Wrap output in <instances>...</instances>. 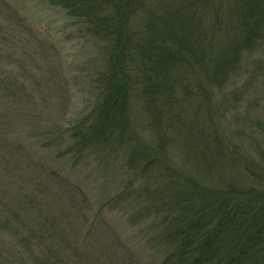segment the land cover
<instances>
[{"label": "trees", "instance_id": "obj_1", "mask_svg": "<svg viewBox=\"0 0 264 264\" xmlns=\"http://www.w3.org/2000/svg\"><path fill=\"white\" fill-rule=\"evenodd\" d=\"M43 1L76 25L86 66L75 108L35 144L121 177L80 239L50 187L1 194L24 251L0 264H140L126 232L154 264H264V126L239 108L264 86V0ZM113 208L128 231L108 226Z\"/></svg>", "mask_w": 264, "mask_h": 264}, {"label": "rangeland", "instance_id": "obj_2", "mask_svg": "<svg viewBox=\"0 0 264 264\" xmlns=\"http://www.w3.org/2000/svg\"><path fill=\"white\" fill-rule=\"evenodd\" d=\"M83 45L76 25L63 10L43 0H0V195L16 202L26 191L40 190L38 184L50 187L48 200L61 197V210L79 239L102 199L116 189L121 177L118 166L105 161L98 167L102 158L97 161L92 156L68 165L65 157L54 159L51 152L39 148L32 133L59 129L64 115L75 108L86 66L81 59ZM8 87L18 88L14 97L4 95ZM246 98L252 101L241 99L239 108L249 105L252 117L256 116L254 124L261 121L264 126V86L258 84ZM75 189L78 193H73ZM72 199L79 202L74 208ZM113 210L109 217L104 214L108 226L119 233L128 231L117 208ZM126 233L124 238L140 264H154L145 252H137L132 234ZM14 246L22 248L18 237L0 226V259H18ZM22 258L30 260L26 253Z\"/></svg>", "mask_w": 264, "mask_h": 264}]
</instances>
